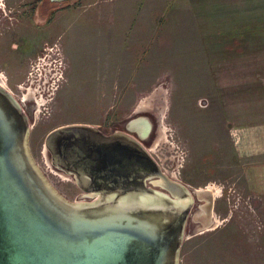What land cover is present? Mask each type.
I'll return each mask as SVG.
<instances>
[{
  "label": "rangeland",
  "instance_id": "374dc122",
  "mask_svg": "<svg viewBox=\"0 0 264 264\" xmlns=\"http://www.w3.org/2000/svg\"><path fill=\"white\" fill-rule=\"evenodd\" d=\"M30 1L13 11L0 0V81L25 104L34 99L31 151L61 194L89 200H77L88 194L51 164L50 132L89 125L140 135L168 177L192 191L211 190L196 198L180 264H264V197L248 191L243 165L233 159L222 71L206 69L192 23L173 13V0L149 7L148 26L142 0H73L52 25L29 18L23 4ZM48 78L54 86L41 105L36 93ZM145 123L143 136L131 128ZM210 200L208 223L202 217Z\"/></svg>",
  "mask_w": 264,
  "mask_h": 264
},
{
  "label": "water",
  "instance_id": "95a60500",
  "mask_svg": "<svg viewBox=\"0 0 264 264\" xmlns=\"http://www.w3.org/2000/svg\"><path fill=\"white\" fill-rule=\"evenodd\" d=\"M31 128L0 82V264H180L195 198L211 191L168 177L140 135L68 125L45 148L88 194L70 201L35 160Z\"/></svg>",
  "mask_w": 264,
  "mask_h": 264
},
{
  "label": "crops",
  "instance_id": "0c3cea01",
  "mask_svg": "<svg viewBox=\"0 0 264 264\" xmlns=\"http://www.w3.org/2000/svg\"><path fill=\"white\" fill-rule=\"evenodd\" d=\"M2 1L13 11L23 3ZM165 2L142 0L146 26L149 7ZM173 5L174 14L192 23L190 36L200 45L206 69L222 71L220 103L232 156L243 165L248 191L264 197V0H173Z\"/></svg>",
  "mask_w": 264,
  "mask_h": 264
},
{
  "label": "flooded vegetation",
  "instance_id": "af4514ba",
  "mask_svg": "<svg viewBox=\"0 0 264 264\" xmlns=\"http://www.w3.org/2000/svg\"><path fill=\"white\" fill-rule=\"evenodd\" d=\"M73 0H31L29 3L27 4H23L25 6V9L27 12H29V18L33 19L36 17H41L42 20H41V23L42 24H48V25H52L54 24L56 21L53 20L54 19V16H55V12L57 11H61L65 8H67L69 5H71ZM5 12V10H4ZM23 12H21V15H22ZM6 14V13H5ZM37 21V19H36ZM5 25H3L4 27ZM56 61V60H55ZM3 76L0 75V79L2 78ZM1 82V81H0ZM12 93V92H11ZM13 94V93H12ZM14 95V94H13ZM15 96V95H14ZM16 97V96H15ZM30 100V99H29ZM34 99H31L30 102L28 104H25L23 101H20L21 104L24 106V109L26 110L27 113H29V109H28V105H30V103L32 102L34 104V109H35V101L33 102ZM26 102L27 99L25 100ZM100 130L102 131L103 134L105 135H112L114 133H117V132H122V133H127L133 137H136L138 138L137 136L131 134L130 132L128 131H116L112 134H107L106 132H104L101 127H100ZM144 145V144H143ZM145 146V145H144ZM148 150V149H147ZM149 151V150H148ZM196 198H195V204H194V207L196 206ZM194 209V208H193ZM206 220L208 219V222H211L209 221V219L211 220L212 217H211V213L208 212L207 214V218H205ZM205 220V221H206Z\"/></svg>",
  "mask_w": 264,
  "mask_h": 264
},
{
  "label": "built area",
  "instance_id": "2783aa9c",
  "mask_svg": "<svg viewBox=\"0 0 264 264\" xmlns=\"http://www.w3.org/2000/svg\"><path fill=\"white\" fill-rule=\"evenodd\" d=\"M44 89H40L37 93H36V98L39 100V103L41 105H44V102H43V98L46 96L47 93H50V90L52 89V87L54 86V81L52 79H49L44 81ZM53 82V84H51ZM47 86V87H46ZM36 99V101H38ZM48 100V99H47Z\"/></svg>",
  "mask_w": 264,
  "mask_h": 264
},
{
  "label": "bare ground",
  "instance_id": "6f19581e",
  "mask_svg": "<svg viewBox=\"0 0 264 264\" xmlns=\"http://www.w3.org/2000/svg\"><path fill=\"white\" fill-rule=\"evenodd\" d=\"M133 129V131H135L136 133H141V135H145L146 132L148 131V125L145 123V124H139L138 126L136 127H131ZM208 191H211L210 189H207ZM203 213H205V215L202 217L204 218L203 220H206L205 218H207V214L208 212L207 211H204Z\"/></svg>",
  "mask_w": 264,
  "mask_h": 264
}]
</instances>
